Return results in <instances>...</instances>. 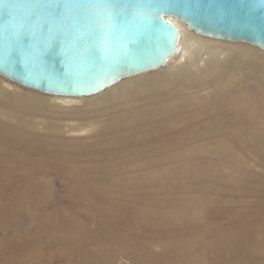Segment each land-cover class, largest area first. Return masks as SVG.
Returning <instances> with one entry per match:
<instances>
[{
    "label": "bare ground",
    "instance_id": "1",
    "mask_svg": "<svg viewBox=\"0 0 264 264\" xmlns=\"http://www.w3.org/2000/svg\"><path fill=\"white\" fill-rule=\"evenodd\" d=\"M167 19L179 29L175 53L162 66L95 95L46 94L0 75V207L5 196L16 201L8 213L0 208V215H7L0 219L13 216L35 228L33 239L9 243L11 257L3 264L38 248L49 249L43 264H264V243L249 244L246 260L222 254L227 246L219 238L231 222L219 214L233 196L216 191L214 179L190 190H168L169 182H159L148 186L149 192L139 191V158L174 162L183 157L188 163L194 154L201 161L208 147L215 151L225 145L231 153L235 139L264 146V81L235 65L244 62V68L262 72L258 57L264 58V50L235 41L226 45ZM197 52L204 57L195 58ZM181 168L173 164L163 174ZM50 169L89 179L84 198L60 199L53 185L37 178ZM97 173L99 178L90 177ZM210 185L215 191L206 189ZM242 208L235 212L241 217L248 210ZM102 217L106 222L95 224ZM59 247L65 255L57 257Z\"/></svg>",
    "mask_w": 264,
    "mask_h": 264
},
{
    "label": "water",
    "instance_id": "2",
    "mask_svg": "<svg viewBox=\"0 0 264 264\" xmlns=\"http://www.w3.org/2000/svg\"><path fill=\"white\" fill-rule=\"evenodd\" d=\"M168 17L264 50V0H0V75L46 94L95 95L175 53Z\"/></svg>",
    "mask_w": 264,
    "mask_h": 264
},
{
    "label": "rangeland",
    "instance_id": "3",
    "mask_svg": "<svg viewBox=\"0 0 264 264\" xmlns=\"http://www.w3.org/2000/svg\"><path fill=\"white\" fill-rule=\"evenodd\" d=\"M228 42H229V40H222L223 44H226ZM253 48H255V47H253ZM199 53L200 52L195 53L194 57L195 58L198 57ZM201 53H200L199 57H204L203 56L204 52L202 54ZM220 53H222V54H218V58L223 57L224 56L223 53H225V52L221 51ZM238 56L239 57L241 56L240 58L237 57L241 61H242V59H245V57H246V56H244V54H241V55L239 54ZM251 56H253V55H251ZM258 59H261V61L258 60L259 62L264 63V58L258 57ZM236 61H239V60H236ZM241 61H239V63H241ZM235 65H237V67L239 66L240 70L244 69V70H241L242 72H245V70L246 71L248 70L249 71L248 74L252 73L253 76L250 74L251 79L255 78V80H258V81H264V76H263L264 70H262V72H261V70L259 68H254V67L253 68L251 67V69H249V68L246 69V68H244L245 66L243 67L244 62H242V65L238 64V62H235ZM259 70H260V72H259ZM256 72L259 76L256 74ZM259 77H261V78H259ZM243 79L246 81L245 76L243 77ZM4 82H6V81H4ZM242 86H243V84H242ZM19 91H21V90H19ZM199 126H201V125L199 124ZM198 128H201V127H198ZM235 140H237V143L235 144V147L233 148V150H231V153H229V152L227 153L228 148L225 147V145H223L220 148L218 147L219 151L217 149L215 150L217 153L215 151H212V149H210V147H208L206 152H204L202 154L199 153L200 155H202V156H200L202 158L201 161H200V159L196 158L197 156H193L194 154H191L192 158L189 159L188 163H184L185 159L183 157L175 158L174 162H169V161L153 162V161L142 160L139 158V173L143 174V176L141 178H139V191H143L145 193L149 192L148 190H150V189L148 188V186H150L154 183H159V182H163V183L169 182V185L166 187L167 189L169 188L168 190H172L173 188H174L173 190H178V189L190 190V189H194L195 188L194 185H198V183L201 182V180L210 183L209 181L211 179H214V181L212 180V182H214V184H216V185L213 184L214 188H216L215 189L216 191H218L220 193L222 191H224V194L229 195L228 197H232V196L234 197V198L233 197L230 198V200H231L230 202H226V206L224 207V209L223 208L221 209L222 212L219 214L220 217L222 216L225 219L227 217H230L229 218L230 220L228 219V220H226V222H231V223H229V224H231L230 227H224L225 230L223 229L221 232H223V231H225V232H223L222 233L223 235L220 236V238H219L220 241L222 239V242H221L222 245L225 244L227 246V248H225L224 251H222V254L225 255L227 253V255H225V256L234 255L235 260L236 259L239 260L240 258H244L242 260H246L248 258V256H251L249 251H250V246H252L253 243L256 244L259 242L258 243L259 245H262L264 243V235L261 236L260 234H258V232H261V231L264 233V226H263L264 225V146H261L260 144H257V143L244 145V144H242V142H240V139H235ZM143 148H147L146 145H143ZM214 154H216V156ZM220 156H221V158H220ZM194 160H195V162H194ZM189 163H191V165ZM173 164L177 168H181V167H183L185 169L189 168L188 169L189 171L188 170H182V168H181V170L177 171L175 175L174 174H172V175L163 174L164 169L167 166H171ZM179 165H180V167H179ZM190 166H192V167H190ZM200 166H203V167L205 166V167L203 169V168H200ZM202 169L204 170V172L199 174V172H201ZM210 169H212V170H210ZM231 170H233V171H231ZM58 171L52 172L50 169V170H47V172H45L46 175H44V176L42 175L40 177L37 176V178H38V180L42 179V181H44V182L46 180L48 181V183L50 182L51 185L48 183L46 185H49V187H51L53 185V188L58 193L60 199L80 200L83 197V195H86V192H87L86 188L90 187V185L92 184L89 179H86L83 176L64 174L61 171H59V172ZM210 171H212V172H210ZM234 172L236 173V175ZM156 175H162V176L153 179L152 177H154ZM90 177H92V179H97L100 176L97 173L96 175L93 174ZM169 178L171 181L169 180ZM51 181H52V183H51ZM78 181H79V183H78ZM253 181L256 183L253 184ZM224 182H226L228 184H226ZM217 183H219L220 185ZM221 183H223V184H221ZM190 184H191V186H190ZM94 185H96L95 182H94ZM173 185H174V187H172ZM210 186H211V188H208V186H207L206 189L207 190L209 189L210 191L211 190L215 191L214 188L212 187V185H210ZM218 186H220V187H218ZM241 186H242V188H241ZM125 187L129 188L130 186L128 184H126ZM204 187H205V185H204ZM68 189L70 190V192ZM233 190H234V192H233ZM11 200L14 203H16V201L14 200V198H12L11 195H9L8 197H6V196L4 197L5 203H2V206L0 207V208H2V213L9 211L8 209H10ZM241 207H244L242 209L248 208L247 212H245V215H243L242 217L240 216L239 213L238 214L235 213V212H239ZM46 210H47V208L44 207L43 213ZM2 213L0 216H3V217H0V218H2V220H5L7 215H5V214L3 215ZM233 213H234V215L231 216V214H233ZM13 214L16 215V213H13ZM12 218H14V219L8 220L9 224L7 223L8 221L5 222V221H2L0 219V221H2V223L5 222V223L1 224L0 230L3 227L5 228V225L7 227L3 231L1 230L3 233H1V231H0V264H3V258L4 257H7V258L11 257V255L8 254V252H7V247H10L9 243H12L14 241L22 242V241H24V239L26 237H28V238L30 237V240H31V239H33V237L35 235V228L33 225L34 223L28 224L25 221H23V219H18V218H15L13 216H12ZM97 219H99V218H97ZM97 219H95V224H99V223L101 224V222H103V221H104L103 223L106 222L105 217H102L99 220H97ZM260 220L262 222H260ZM21 221H22V223H21ZM92 227H94V226H92ZM255 228H257V229H255ZM233 229H235V230H233ZM13 231H15V232H13ZM6 232H10V233H6ZM224 234L226 235V237ZM256 234H257V236H256ZM259 236H261V237H259ZM12 238H13V240H12ZM237 240H238V243H237ZM6 241H7V243H5ZM228 241H230V242H228ZM242 243H244V245ZM245 243H247V244H245ZM6 244H8V245H6ZM249 244H250V246H249ZM46 249L47 248H45V249L38 248L37 250L33 251L34 253H30L28 255H23V257H19L20 255L18 254V256L12 257V259L14 260L16 258V260H17L14 262V264H17V263L21 264V262H22V264H43L44 261L42 259V256H45L49 250V249L48 250H46ZM54 249H55L54 252H56L55 256L60 257L61 255H65V253L63 252V248H62V250L60 249V247L54 248ZM226 249H228V250H226ZM22 253H24V252H22ZM33 259H35V260H33ZM4 264H9L8 260H6L4 262Z\"/></svg>",
    "mask_w": 264,
    "mask_h": 264
}]
</instances>
